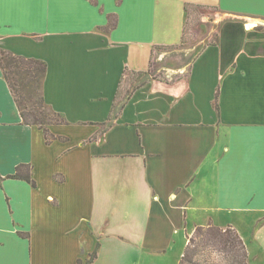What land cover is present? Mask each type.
Here are the masks:
<instances>
[{
  "label": "crops",
  "instance_id": "crops-1",
  "mask_svg": "<svg viewBox=\"0 0 264 264\" xmlns=\"http://www.w3.org/2000/svg\"><path fill=\"white\" fill-rule=\"evenodd\" d=\"M196 9L216 33L118 109ZM0 49L46 62V105L68 123L47 143L0 67V264H180L210 224L264 264V0H0ZM19 165L36 187L7 178Z\"/></svg>",
  "mask_w": 264,
  "mask_h": 264
},
{
  "label": "trees",
  "instance_id": "trees-1",
  "mask_svg": "<svg viewBox=\"0 0 264 264\" xmlns=\"http://www.w3.org/2000/svg\"><path fill=\"white\" fill-rule=\"evenodd\" d=\"M0 67L12 90L24 124L37 126L43 130L47 143H51L56 137L51 133L49 126L68 123L60 114L51 111L46 105L42 93L48 68L46 62L14 55L0 49ZM147 73H139L138 76ZM118 115L114 113L111 120ZM7 178L25 180L36 187L31 165H19L16 173ZM2 180L0 176V183ZM20 236L28 237V234L20 233ZM214 254L220 258L218 264H249L247 247L237 230L231 226L221 228L213 224L197 227L189 238L180 264H217L212 260ZM96 256L94 253L90 261L96 259Z\"/></svg>",
  "mask_w": 264,
  "mask_h": 264
},
{
  "label": "rangeland",
  "instance_id": "rangeland-1",
  "mask_svg": "<svg viewBox=\"0 0 264 264\" xmlns=\"http://www.w3.org/2000/svg\"><path fill=\"white\" fill-rule=\"evenodd\" d=\"M220 24L221 20L218 15L216 17V12L196 9L189 19L184 43L175 48L155 50L150 72L139 77L135 76L131 81L124 84L118 96V109L120 103L125 100L126 96L129 94L128 92L142 82L147 81L148 79L165 81L176 80L179 74L177 69L189 66V64L193 62L202 49V45H205L204 42H206L207 37H209L211 33H216ZM216 40V35L213 34L210 43H213ZM189 238L190 237H188V240ZM214 255V259L212 260L218 264L220 258L218 255Z\"/></svg>",
  "mask_w": 264,
  "mask_h": 264
}]
</instances>
